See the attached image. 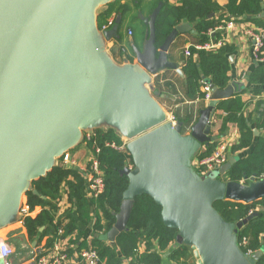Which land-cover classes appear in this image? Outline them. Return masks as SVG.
I'll list each match as a JSON object with an SVG mask.
<instances>
[{
	"label": "water",
	"instance_id": "95a60500",
	"mask_svg": "<svg viewBox=\"0 0 264 264\" xmlns=\"http://www.w3.org/2000/svg\"><path fill=\"white\" fill-rule=\"evenodd\" d=\"M52 1L0 0V114L5 115L0 116V229L21 218L23 197L32 181L52 169L56 156L75 137L77 127L84 125L88 106L94 105L99 116L118 123L130 138L127 148L133 160V167L122 170L129 184L120 213L115 225L101 235L102 240L114 243L127 228L135 197L148 194L162 206L165 225L179 230L174 245L191 246L199 264H256L263 251L243 252L237 231L258 212L232 223L222 218L214 203L222 199L243 203L264 199V178L253 174L245 177L248 183L226 180L222 175L236 162L233 156L205 175L193 166L203 144L217 140L212 128L219 102L232 97L238 87L229 84L219 89L209 83L211 100L189 133H184V123L167 121L142 86L150 74L166 69L184 75L168 52L178 35L197 31L190 23H181L157 48L156 20L166 1L159 0L144 19L148 30L143 50L135 48L138 64L117 73L103 42L119 37L120 21L99 33L91 20L96 5L103 0H68L59 41L56 29L42 39L41 47L52 55L50 71L47 77L32 78L34 82L17 75L16 67L20 57L23 65ZM96 87L106 99L101 103L91 99ZM20 88L32 89L33 94L22 95ZM7 94L12 95L13 102L8 107L4 100ZM13 105H23V109L11 116ZM26 264L36 263L32 260Z\"/></svg>",
	"mask_w": 264,
	"mask_h": 264
},
{
	"label": "trees",
	"instance_id": "16d2710c",
	"mask_svg": "<svg viewBox=\"0 0 264 264\" xmlns=\"http://www.w3.org/2000/svg\"><path fill=\"white\" fill-rule=\"evenodd\" d=\"M263 12L264 0H228L225 6H221L217 0L164 2L156 20L157 48L164 43L169 33L184 21L189 22L197 31L195 36L198 42L189 47L191 54L186 56L183 65L185 97L188 100L204 99V83H213L219 89L228 87L231 79L229 56L235 52V47L229 44H224L217 51L198 49L196 45L205 44L211 38H223L225 33L218 28L226 26L230 21L246 20L264 31V17L261 16ZM248 83L250 86H260L249 87L256 94L264 90V64L251 71ZM217 109L222 112L221 133L226 132L231 124H235L240 132L238 142L231 146V153L235 155L237 152L248 150L245 156H236V162L224 178L245 183H248L245 177L253 174L259 179L264 178V99L256 106V112L259 114L256 116L246 114V102L240 94L221 100ZM255 129L260 132L256 134ZM183 131L186 132L185 125ZM112 141L122 143L112 129H95L90 138L86 135L84 137V142L95 154L104 172L106 188L98 198L87 197L86 179L82 171L63 163L55 164L45 175L32 181L31 189L27 191V203L31 210L37 206H41L42 210L36 216H27L23 220L28 239L31 242H40L47 235L50 247L58 238V230L61 227L64 230L63 236L77 234L71 243L81 241L80 248H87L85 227L89 226L92 247L98 250L102 264H122L123 259H130L131 264L180 263V260L188 257L190 246L178 244L173 247L179 230L165 225L162 206L148 194L135 197L127 228L117 236L114 243L101 239V235L115 225L123 203L124 191L129 184V177L122 173V170L133 165L129 151H118L106 145V142ZM217 143L215 140L208 145L203 144L195 158L212 154ZM97 147H100L99 152H96ZM194 168L201 175L204 174L202 169L195 165ZM63 185L68 190L72 207L62 217H57V204ZM214 208L224 220L232 223H237L248 217L252 211L259 210L256 216L238 229L237 241L245 253H254L264 248V199L252 203L222 199L214 203ZM256 264H264V255Z\"/></svg>",
	"mask_w": 264,
	"mask_h": 264
},
{
	"label": "crops",
	"instance_id": "0c3cea01",
	"mask_svg": "<svg viewBox=\"0 0 264 264\" xmlns=\"http://www.w3.org/2000/svg\"><path fill=\"white\" fill-rule=\"evenodd\" d=\"M148 2H152L151 9L147 13V16H144L140 4L142 0H103L102 2L98 3L93 11L91 26L96 28L99 33H103L105 30L110 29L117 20L120 21L119 24V37L112 38L111 40H106L103 42V47L105 50V54L109 58L111 66L115 69V72L124 71L125 69L138 64L137 55L135 53V48L143 50L144 43L146 39V34L148 27L145 26V33L144 37L136 39L135 32L133 28H125L124 26V35L121 32L123 23L125 19H129L130 15H132L136 8L140 9L141 18L144 20L145 18L149 17L150 14L155 9L156 2L158 0H147ZM221 6H225L228 0H217ZM159 2V1H158ZM173 3H178L179 0H171ZM68 0H53L50 2L48 7L45 10V17L40 24L39 31L36 33V37L30 47L28 49V55L23 60V65H20L22 62V57H20L18 64H17V75L22 77H30L31 80L36 82L34 79L38 77H47V74L50 71V63L52 60V55L50 52H46L45 49L41 47L42 39L48 34L49 30L56 29V41H59L62 29V15L64 9L66 8ZM158 4V3H157ZM136 7V8H135ZM186 22V21H184ZM182 22V23H184ZM111 23V24H110ZM189 23V22H188ZM145 24V23H144ZM89 27V29L91 28ZM51 28V29H50ZM225 33L226 43L235 47V52L230 54V62H231V70L230 74V84L236 85L238 88L236 89L235 94H240L243 100L246 102V114H252L256 116L258 113L256 112V106L264 99V90L256 94L249 89V87H256L259 88L258 85L250 86L248 83V77L251 71L257 67L258 65L264 64V53L262 54L261 58H258L255 51H254V41L252 37V31H259V28L246 20H236L232 27H225L222 29ZM196 34L192 32H187L184 34L178 35L176 40L173 42L168 56L169 59L177 63L179 67L182 68L186 60L185 49L190 47L191 45L198 42ZM214 39H210L212 41ZM131 42L133 47V54L131 52L126 53L125 44L124 42ZM142 45V46H140ZM30 74V75H29ZM184 74V72H183ZM38 76V77H37ZM34 78V79H32ZM185 76L179 74L174 69H166L163 70L156 75H149V80L143 82L142 86L143 89L148 92V94L156 101L159 107L163 110L167 121L173 117L176 121H182L185 125L186 133H189V129L193 123L196 122L200 115V111L205 108L209 101L206 99H196V100H188L185 97ZM159 88V89H158ZM19 93L21 92L22 95H27L30 97L33 94L32 89L27 90L20 88L18 89ZM91 99L95 103H101L102 101L106 100L105 97L101 94L100 89L96 87L93 89L91 94ZM23 109L22 106H15L13 105L9 109V113L11 116L19 114ZM102 111L107 112L111 111L110 109H102ZM222 112L220 110H216L213 128H212V135L217 136V141L219 143H227L230 145L227 150L229 152V158L236 156H245L248 150L237 152L235 155L231 153V146L238 142L240 132L238 127L235 124L229 125V128L226 132L221 133V126H222V119H221ZM259 115V114H258ZM181 119V120H179ZM175 121V122H176ZM95 129H103L108 130L112 129L115 133L120 137L122 142H129L130 138L123 132L120 125L118 123H113L107 120L104 116H99L98 109L94 105H90L87 108L86 116L84 117V125L77 127V132L73 140H71L70 144L67 148L55 158V164L64 163V155L67 153L70 155L71 162L67 164L69 167H74L82 171V169H89L93 152L84 142V137L88 133H94ZM258 132H260L258 130ZM202 148V147H201ZM200 148V149H201ZM197 158L194 159V162ZM225 175H222L224 177ZM27 202V194L26 197H23V203ZM59 211L57 213V217H62L71 207L72 204L68 199L67 195L65 194V190L61 192V199L58 201ZM42 207H36L35 211L33 212L32 216H36L39 212H41ZM257 212L259 210H256ZM59 215V216H58ZM19 226L17 230L22 235L21 238L28 239L27 229L24 225L15 221L10 226L16 225ZM8 226V225H7ZM12 226V227H13ZM80 226L82 224L80 223ZM6 227V226H5ZM3 227L0 230V235L4 233L3 230L6 228ZM83 227V226H82ZM3 229V230H2ZM15 230V229H14ZM86 230V240L88 243V247L92 246L91 239L92 233L91 228L89 226L85 227ZM73 239L77 237L76 233ZM4 237V236H3ZM83 240V239H81ZM49 236H45L40 242H32L30 255L28 260L33 259V255L36 249L39 246H48ZM72 247V250L79 251L80 243H74L71 240L69 241ZM109 243V241H107ZM74 243V244H73ZM176 243V242H175ZM174 243V244H175ZM173 244V247L175 245ZM51 247V246H50ZM87 247V248H88ZM263 251L264 255V248L260 249ZM167 259V258H166ZM168 263V260H166ZM199 264L194 249L190 246V252L188 257L185 260H180V263L175 264ZM122 264H131L130 259H123Z\"/></svg>",
	"mask_w": 264,
	"mask_h": 264
},
{
	"label": "built area",
	"instance_id": "2783aa9c",
	"mask_svg": "<svg viewBox=\"0 0 264 264\" xmlns=\"http://www.w3.org/2000/svg\"><path fill=\"white\" fill-rule=\"evenodd\" d=\"M111 24V23H110ZM234 21L227 23V27H232ZM225 26V27H226ZM224 26H220L218 29H223ZM212 32V30L210 31ZM209 32V33H210ZM252 37L254 41V51L258 58H261L264 53V31L259 29V31H252ZM226 43L225 36L218 40H212L205 44L196 45L198 49H207L209 51H217L221 46ZM191 54L190 48L185 49V55L189 56ZM202 90L205 92V97L207 101L211 100L212 90L209 83H204ZM172 121V120H171ZM175 122V121H173ZM87 138L92 136V133L86 134ZM107 146H110L118 151L126 152L128 151L127 143L122 142L117 144L116 142H106ZM230 145L227 143H217V146L212 154L203 158H197L195 162L193 161V166H197L202 169L204 174L211 173L217 170L218 167L223 165L229 160V152H227ZM100 151V147H97L96 152ZM64 163L66 166L70 164V155L67 153L64 155ZM82 173L86 179V195L89 198H98L105 192L106 184L104 179V172L100 166L99 160L96 158L95 154L92 156V160L89 169H82ZM63 191L68 197V190L66 186H62ZM61 197L58 199V201ZM69 199V197H68ZM36 209V208H35ZM31 210L27 202L23 203L21 206V218L19 223H23V220L27 216H32L35 211ZM253 212V211H252ZM251 212V213H252ZM59 216V215H58ZM22 224V225H23ZM58 238L54 241L51 247L39 246L34 255L33 261L36 264H102L101 257L98 250L92 246L85 249H80L79 251L72 250L70 240L73 239L75 235L63 236V228L58 230ZM252 254V252H248ZM0 264H19L15 255L14 247L0 235Z\"/></svg>",
	"mask_w": 264,
	"mask_h": 264
},
{
	"label": "rangeland",
	"instance_id": "374dc122",
	"mask_svg": "<svg viewBox=\"0 0 264 264\" xmlns=\"http://www.w3.org/2000/svg\"><path fill=\"white\" fill-rule=\"evenodd\" d=\"M119 1L120 0H118V2ZM152 4H153L152 2H148L147 0H142L139 8H141L144 16H147V13L151 9ZM144 25H145L144 20L141 18V15H140V9L136 8V11L132 15H130L129 19H125L123 26H122V29H121V32L124 35V29H123L124 26H125V28L131 27V28H133V30L135 32L136 39H139V38H142V36L144 37V35H145V33H143V31H146ZM124 44H125L124 49H126V53L131 52L130 54L132 55L133 54V50H132L133 47H132L131 42L126 41V42H124ZM140 46H142V45H140ZM11 96L12 95L7 94L4 98L7 107L9 105L13 104V102L11 100ZM0 116H5V115L0 114ZM170 120L176 121L173 117H171ZM129 166L133 167V165H129ZM17 224L18 223H16V225L13 227H10V225L6 226L8 228L5 227L6 231H4V233L2 235L4 236L3 238L7 239V241L14 247L17 262L19 264H26V263L32 261V260H28V257L30 255V251H31L30 248L32 246V242L29 239L24 240L21 238L22 235L19 233V230H17L19 227ZM20 224H23V223H20ZM18 249H19V252H18Z\"/></svg>",
	"mask_w": 264,
	"mask_h": 264
},
{
	"label": "bare ground",
	"instance_id": "6f19581e",
	"mask_svg": "<svg viewBox=\"0 0 264 264\" xmlns=\"http://www.w3.org/2000/svg\"><path fill=\"white\" fill-rule=\"evenodd\" d=\"M13 226V225H12ZM12 226H10V227H12ZM15 226V225H14ZM8 228V227H7ZM3 231H6V230H3ZM1 233V232H0Z\"/></svg>",
	"mask_w": 264,
	"mask_h": 264
}]
</instances>
